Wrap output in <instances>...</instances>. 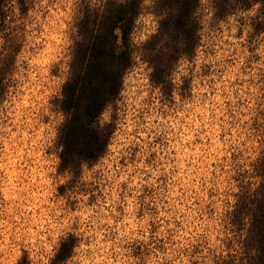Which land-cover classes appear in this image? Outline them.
I'll return each mask as SVG.
<instances>
[{
    "label": "rangeland",
    "instance_id": "374dc122",
    "mask_svg": "<svg viewBox=\"0 0 264 264\" xmlns=\"http://www.w3.org/2000/svg\"><path fill=\"white\" fill-rule=\"evenodd\" d=\"M76 1H0V264H53L68 235L76 245L62 264H191L196 246L219 243V215L237 190L233 156L249 169L261 150L252 118L264 51L246 41L252 11L216 19L201 0L195 54L174 62L164 91L143 55L158 19L143 0L132 65L101 115L115 127L91 163L100 179L82 164L72 183L57 133Z\"/></svg>",
    "mask_w": 264,
    "mask_h": 264
},
{
    "label": "trees",
    "instance_id": "16d2710c",
    "mask_svg": "<svg viewBox=\"0 0 264 264\" xmlns=\"http://www.w3.org/2000/svg\"><path fill=\"white\" fill-rule=\"evenodd\" d=\"M200 1H152L157 27L142 48L154 83L169 81L174 62L195 54L201 39L202 23L197 14ZM142 2L85 0V9L76 1L75 36L58 99L64 117L57 133L61 171L73 175L68 163L70 155L79 154L81 165L94 163L109 144L115 122L103 120L101 115L117 99L124 74L132 65L131 32ZM210 7L216 19L250 10L238 0H214ZM253 8L258 9L259 5ZM246 24L248 47H262L264 51V16L252 13ZM256 76L258 109L252 118V129L261 150L249 169L235 168L238 163L233 156L229 164L236 173L233 178L237 190L230 193L231 198L225 201L219 215V243L215 247L207 242L200 248L196 246L194 253L200 255L191 264H264V67L258 69ZM96 126L104 129L103 135L94 133ZM249 173L257 178L256 182L245 179ZM75 245L74 236L62 238L52 261L62 264L72 255Z\"/></svg>",
    "mask_w": 264,
    "mask_h": 264
},
{
    "label": "snow or ice",
    "instance_id": "6c2138e0",
    "mask_svg": "<svg viewBox=\"0 0 264 264\" xmlns=\"http://www.w3.org/2000/svg\"><path fill=\"white\" fill-rule=\"evenodd\" d=\"M205 3H213L214 0H204ZM80 5L83 8H87V5L85 3V0H79ZM238 3H242L244 4V6L248 9H250L252 11V13H254L255 15H261L264 16V0H238ZM253 5H259V8H253ZM254 18V16H253ZM180 43H183V41H181ZM164 84V91H167L168 89H170L171 87V83L167 80L163 81ZM104 129L100 128L99 126H96L94 128V133L96 135H103ZM68 163L71 167V170L73 172V177H72V183L77 182L78 180H80L81 175H82V171H81V158L80 155L77 153H74L72 155H70ZM88 169L92 171L93 175L95 176L96 179H100L99 176V170L98 169H93L91 163L88 164ZM147 175V172H146ZM101 182H103L101 180ZM71 186V184L69 185ZM145 195H147L148 200H145L144 203L149 205V208L147 209V211H152L154 212V205H151V200H152V196H153V192L151 189V186H149L148 188L145 189ZM123 199V196L121 195V200ZM141 199L143 200V197H141ZM137 207H139V205H137ZM122 209H118L117 212V217L119 214H122ZM114 217V218H117ZM20 264H24L23 259H21ZM53 264H55V261H53ZM168 264H176L175 260H171L168 262Z\"/></svg>",
    "mask_w": 264,
    "mask_h": 264
}]
</instances>
